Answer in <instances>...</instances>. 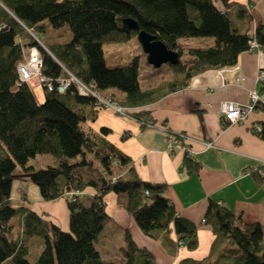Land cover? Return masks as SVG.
<instances>
[{
    "label": "trees",
    "instance_id": "16d2710c",
    "mask_svg": "<svg viewBox=\"0 0 264 264\" xmlns=\"http://www.w3.org/2000/svg\"><path fill=\"white\" fill-rule=\"evenodd\" d=\"M222 1L225 9L212 0H0V264H157L152 251L139 246L129 230L117 257H102L96 242L111 219L105 200L110 191L124 200L145 235L158 238L173 226L180 243L190 250L198 246L197 225L177 213L166 195L168 185L141 178L132 158L107 138L110 128H87L100 109L97 98L81 95L75 86L63 93L43 87L45 99L39 102L29 83L19 80L17 66L25 50L36 45L45 75L57 79L67 76V69L119 105L141 107L186 87L200 72L236 65L251 40L264 48V23L251 34L244 6ZM233 6L248 26L229 12ZM127 18L136 21L138 29L131 28ZM30 30L44 32L49 44L43 46ZM140 30L180 55L178 63H168L172 78L147 89L139 79L146 57L142 48L129 62L114 67L107 64L104 48L106 43H127ZM195 37L214 41L189 47L191 60L186 62L182 41ZM111 89L124 96L107 92ZM129 115L150 123L144 111ZM42 153L51 154L53 163L39 168L29 164ZM17 165L31 175L43 200L67 199L66 229L26 202L13 204ZM183 167L193 172L200 163L186 153ZM86 188L94 190L89 204L82 199ZM205 221L214 234L209 253L175 264H264V226L259 222L245 223L213 200ZM40 248L32 261L31 254Z\"/></svg>",
    "mask_w": 264,
    "mask_h": 264
},
{
    "label": "crops",
    "instance_id": "0c3cea01",
    "mask_svg": "<svg viewBox=\"0 0 264 264\" xmlns=\"http://www.w3.org/2000/svg\"><path fill=\"white\" fill-rule=\"evenodd\" d=\"M212 1L217 8L225 9L222 0ZM230 1L239 2L247 10L251 17V34L259 22L264 23V0ZM229 12L246 27L247 23L239 15L237 7L233 6ZM42 42L49 44L45 40ZM182 43L191 44L190 40ZM195 43L190 47L203 44L200 40ZM122 44L125 43L114 44L112 51L106 53L109 66L124 63L126 53ZM139 53L138 50L136 54ZM263 71L264 50H247L240 53L234 66L207 69L194 75L186 87L152 103L130 108L132 111H144L146 115L143 118H148L152 126L109 108L98 109L96 118L87 121V128L95 131H100L102 127L110 128L107 138L132 158L139 176L150 182L166 183V195L172 200L177 213L197 225L198 246L193 250L180 243L173 226L158 238L149 237L127 212L124 200L110 191L105 200L111 219L96 242L103 258L117 257L119 247L124 244L125 230L130 231L139 246L152 251L157 264H175L187 257H205L214 239L212 228L205 221L211 200L232 210L245 223L259 222L264 226V180H260V176L264 175V110H253L245 119L231 124H224L221 112L223 102L245 103L250 90L260 92L262 81L259 75ZM29 85L38 101L42 102L45 99L44 88L35 80ZM107 92H115L119 98L124 96L115 89ZM256 125L263 127L262 133L255 130ZM177 133L193 137L188 143L192 157L200 163L198 170L187 172L184 169V150L169 151L166 139L168 135ZM205 141H211L213 146L206 148ZM93 193L91 188L83 191L82 199L87 200L86 204L90 203ZM15 201L17 204L26 202L62 228L68 227L65 197L34 204L26 194H22ZM61 210L62 215L67 216L64 222L57 216ZM110 234H117V241L110 240Z\"/></svg>",
    "mask_w": 264,
    "mask_h": 264
},
{
    "label": "built area",
    "instance_id": "2783aa9c",
    "mask_svg": "<svg viewBox=\"0 0 264 264\" xmlns=\"http://www.w3.org/2000/svg\"><path fill=\"white\" fill-rule=\"evenodd\" d=\"M30 32L33 34L31 30ZM249 44L248 51L250 52H260L264 50V48L255 40L249 41ZM42 66L43 59L39 47L36 45L28 47L24 52V58L17 66L19 80L27 83L35 80L37 84L42 87L47 88L50 91L57 90L61 93L65 92L69 87L75 86L81 95L93 96L97 98L101 105L100 108H109L118 114L131 117L129 115L132 111L130 108L119 105L110 94L103 95L99 93L90 84L85 83L67 69H65L67 76L53 79L43 73ZM259 76L260 80H264V71L261 72ZM256 109H264V94L257 90L249 91L248 100L245 103L225 101L221 104L224 124L239 122L245 119L253 110ZM150 125L152 126L153 124L150 123ZM255 130L258 133H261L263 132V127L261 125H256ZM189 139H193V137L188 136L185 133L170 134L166 139L167 147L169 151L184 150L189 155H192V150L188 143ZM203 143L206 148L213 146L211 141H205ZM145 192L148 193L147 191ZM74 193L75 192H71L70 195L72 196Z\"/></svg>",
    "mask_w": 264,
    "mask_h": 264
},
{
    "label": "rangeland",
    "instance_id": "374dc122",
    "mask_svg": "<svg viewBox=\"0 0 264 264\" xmlns=\"http://www.w3.org/2000/svg\"><path fill=\"white\" fill-rule=\"evenodd\" d=\"M33 34H34L33 36L38 40V42H40L43 46H45L42 42V40H45L44 32L37 30ZM55 39L56 37L52 38V40H55ZM189 40L191 44L184 45L186 53L183 56V60L186 62L191 60V56L190 54H188L187 50L190 46H193V42L195 43L200 40L202 41V43L204 42L209 43V40L214 41L211 38L205 39V38H199V37L191 38ZM113 46H114L113 43H106L104 45L106 53H110L112 51ZM141 48L142 47L137 38H134L132 41L122 44V49L124 51V54L126 53L124 55V63L129 62L132 55L136 54L138 50L141 53ZM172 76H173V70L170 68V65L168 63L161 65L159 68H155L152 65L147 63L146 57L142 56V60L140 64L139 79H140V84L143 88H147L157 83H160L163 80L170 79L172 78ZM52 161H53V156L51 154L42 153V154H37L35 157H32L29 161V164L35 166L36 168H39V167H45L51 164ZM14 177L15 179H14L13 187H12V202L14 205H17V202L15 201V199L20 198L22 194H26L28 199L34 204L38 201L43 200L41 198L38 186L31 179V175L25 172L20 165H17L15 172H14ZM86 201L87 200L85 199L84 202ZM62 213L63 212L61 210L60 212H58L57 216L61 222H64L67 216L64 217ZM16 221L17 219L15 218L12 220L14 224L16 223ZM117 237H118L117 234H115L114 236L110 234V240L117 241L118 239ZM35 248L36 247H34L33 250H36ZM40 252H41V248L40 250L38 249L36 251V254H31L30 259L33 261ZM118 260H119V257L117 261Z\"/></svg>",
    "mask_w": 264,
    "mask_h": 264
},
{
    "label": "water",
    "instance_id": "95a60500",
    "mask_svg": "<svg viewBox=\"0 0 264 264\" xmlns=\"http://www.w3.org/2000/svg\"><path fill=\"white\" fill-rule=\"evenodd\" d=\"M125 22L133 29H138L136 21L131 18L125 19ZM137 39L146 55L147 62L155 68H159L165 63L176 64L180 60V55L176 50L166 46L164 42L157 39L155 35L140 30Z\"/></svg>",
    "mask_w": 264,
    "mask_h": 264
}]
</instances>
